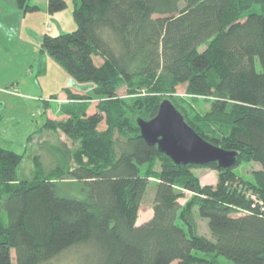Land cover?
<instances>
[{
  "label": "trees",
  "instance_id": "obj_1",
  "mask_svg": "<svg viewBox=\"0 0 264 264\" xmlns=\"http://www.w3.org/2000/svg\"><path fill=\"white\" fill-rule=\"evenodd\" d=\"M32 1L16 0L22 15L41 9ZM71 1L76 29L45 33L40 51L93 83L94 96L69 90L68 117L46 122L65 138V166L45 172L36 155L21 180L23 155L0 146V264H264V0ZM46 3L51 15L68 8ZM182 85L184 98L171 97ZM166 97L201 137L237 152L230 168L204 166L216 167L215 186L141 136L137 120L154 118ZM244 161L262 169L240 177ZM63 181L78 193L62 196ZM153 181L152 214L138 223Z\"/></svg>",
  "mask_w": 264,
  "mask_h": 264
},
{
  "label": "rangeland",
  "instance_id": "obj_2",
  "mask_svg": "<svg viewBox=\"0 0 264 264\" xmlns=\"http://www.w3.org/2000/svg\"><path fill=\"white\" fill-rule=\"evenodd\" d=\"M35 1L33 0L31 3L34 4ZM66 1L68 8L62 11L59 16H54V20L46 19L44 7L26 16H23L17 8L19 12L15 17L8 16L0 20V59L2 61L0 65V112L3 115L0 121V146L23 155V161L18 169V176L21 180L33 177V157L36 155L39 156L45 172H49L57 166H65L66 158L62 152L64 146L61 144L65 138L63 136L60 141V135L47 129L46 122L48 119L60 120L63 116L68 117L64 111L71 110L70 107H67V102H70L66 97L69 90L73 93L94 96L93 83L76 81L58 63L40 51L41 39L48 26L53 27L52 31H49V34L53 36L59 35V32H72L76 29L73 18L74 6L71 0ZM3 10L6 14L7 9ZM253 10L259 11V5H255ZM56 22L59 26H63L62 29H59L60 31L55 29ZM95 62L99 65L102 60L96 57ZM185 89L184 85L178 87L177 95L171 97L175 99L182 97L183 99ZM12 91L18 92L19 96L10 95ZM126 91V87H121L118 93L125 97ZM8 95L11 97H6ZM171 97H166L164 100L168 99L177 105V101ZM6 101L10 102L8 106ZM96 103L97 101H94L83 109L89 113L94 110ZM76 107L83 106L76 105ZM209 107L210 105L206 103L202 104L200 109L206 110ZM81 110V108L77 109L79 115ZM104 127L103 123L101 128ZM204 166L194 165L192 167L193 174L200 178L203 185L215 186L219 180L216 167L213 166L211 169ZM147 167L148 164L141 165V175L144 174ZM156 169L161 170L160 163ZM260 169H262L260 162L244 161L234 170L238 176L251 179L253 172ZM156 187L157 182L150 183L140 208L138 223L150 218ZM59 192L62 196L78 193L70 181L61 182ZM190 196L191 194L187 193L186 198L181 199L182 204H185ZM196 216L200 232L211 237L207 226L208 221L202 219L198 212ZM178 224L182 225L180 220ZM196 254L205 255L202 252ZM13 255L14 262H16L14 252ZM218 260L221 264H234L224 257H219ZM58 264L63 263L59 262Z\"/></svg>",
  "mask_w": 264,
  "mask_h": 264
},
{
  "label": "water",
  "instance_id": "obj_3",
  "mask_svg": "<svg viewBox=\"0 0 264 264\" xmlns=\"http://www.w3.org/2000/svg\"><path fill=\"white\" fill-rule=\"evenodd\" d=\"M141 136L175 164L208 165L230 168L237 160L236 151L218 147L201 137L183 114L168 99L162 101L151 120L138 119Z\"/></svg>",
  "mask_w": 264,
  "mask_h": 264
},
{
  "label": "crops",
  "instance_id": "obj_4",
  "mask_svg": "<svg viewBox=\"0 0 264 264\" xmlns=\"http://www.w3.org/2000/svg\"><path fill=\"white\" fill-rule=\"evenodd\" d=\"M36 3L39 4L42 7L45 8L46 10V15H47V18L46 19H53L54 20V16H59L62 12H59V13H56L54 15H51L47 12V9H46V6H47V3H46V0H36ZM4 8H6L7 12L5 14L4 12ZM18 6H17V2L16 0H0V20H2L3 18H6L8 16H16L18 14V10H17ZM21 12V11H20ZM24 16V15H23ZM62 25L59 26L58 22H56V26H55V29H57V31H60L59 29H62ZM52 26H48L47 28H45V32L46 33H49V31H52ZM50 29V30H49ZM23 33V32H22ZM59 33H62V32H59ZM2 64V61L0 59V65ZM73 93V92H72ZM19 93L16 92V91H12V93L10 95H13V96H19L18 95ZM75 94H81V95H85V94H82V93H76ZM10 95L6 96V97H11ZM6 97H4L6 99ZM67 97V96H66ZM7 102V101H6ZM14 103H16V101H14ZM10 104V102H7V106ZM91 112V111H90ZM89 112V113H90ZM63 118H67L65 116L62 117Z\"/></svg>",
  "mask_w": 264,
  "mask_h": 264
}]
</instances>
